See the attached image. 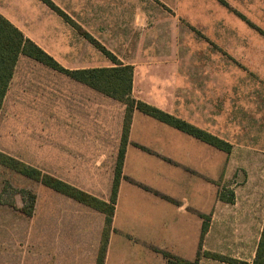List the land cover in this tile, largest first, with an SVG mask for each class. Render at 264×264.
<instances>
[{
  "label": "crops",
  "instance_id": "1",
  "mask_svg": "<svg viewBox=\"0 0 264 264\" xmlns=\"http://www.w3.org/2000/svg\"><path fill=\"white\" fill-rule=\"evenodd\" d=\"M51 1L75 20L72 13L78 4L76 0ZM242 7H250L253 13L256 8V14L261 7L259 12L264 17V0H79V26L116 61L79 34L99 54L103 64L84 60H79V64H62L65 58L59 55L69 52L67 35L74 34L76 28L42 0H0V14L65 69L132 66L131 96L135 100L187 121L232 146L231 152L226 153L135 110L124 177L130 179L126 168L132 148L172 149V159H166L178 165L188 163L198 179L209 185H220L214 196L210 188L198 191L196 187L200 183L194 184L190 198L180 190L170 194L171 197L162 193L164 197H160L171 200L173 207L132 190L139 192L138 196H129L125 208L139 210L141 222L134 224L118 217L123 193L121 182L105 264H166L156 248L193 261L199 251L205 216L209 229L202 242L203 252L218 253L247 264L255 259L264 227V60L262 64L254 61L250 65L243 63L241 67L240 63L235 64L232 68L236 69L235 77L229 76V65L224 63H193L182 72L180 62L175 61L178 49L175 44L167 48L157 45V39L165 35L178 38L181 19L187 21L189 33L194 37L197 33L204 38L233 37L241 35L239 30L243 29L264 35ZM227 17L239 24L240 29L229 26ZM23 57L17 62L0 116L18 78ZM121 104L123 114L126 106ZM149 118L155 121H148ZM121 130L116 146L121 143ZM230 180L233 181L230 190L234 193V202L228 204L219 199V192ZM113 181L114 172L107 187L110 190ZM180 185L178 183L177 187ZM79 188L100 197L82 184ZM102 200L108 201L109 196ZM152 205L163 208L159 215L152 213ZM147 216L150 223L145 220ZM104 220L101 217L99 231L95 234L97 251ZM199 264L229 263L202 256Z\"/></svg>",
  "mask_w": 264,
  "mask_h": 264
},
{
  "label": "rangeland",
  "instance_id": "2",
  "mask_svg": "<svg viewBox=\"0 0 264 264\" xmlns=\"http://www.w3.org/2000/svg\"><path fill=\"white\" fill-rule=\"evenodd\" d=\"M76 3L72 14L79 26V0ZM260 8L258 14L256 8L254 13L250 7L242 10L264 32ZM226 21L232 28L240 29L233 19L227 17ZM75 30L67 35L69 52L59 55L65 58L62 64H79V60L103 64L94 48L79 36L83 32ZM239 31L242 34L233 37L204 38L198 33L194 37L189 33L187 21L181 19L178 38L165 35L157 39V45L167 48L175 44L178 48L175 61L180 62L182 72L193 63H224L229 65V76L235 77L236 69H232L235 64L240 63L241 67L254 61L262 64L264 60V35L246 29ZM17 73L0 116V151L77 188L79 184L89 192L91 188L100 199L105 196L110 199L112 188L107 187L113 172L115 175L120 148L116 140L122 129L124 106L60 72L36 64L27 56L22 58ZM132 149L126 168L130 179L124 177L121 181L119 220L141 222L139 210L125 208L129 196H138L139 192L132 190L173 207L171 200H163L161 195L171 197L170 194L180 190L190 198L189 192L199 183L198 191L210 188L213 196L219 188L218 183L209 185L198 179L188 163L178 165L168 160L172 159V149ZM230 181L223 190H230L233 182ZM162 209L152 205V213L156 215ZM101 217L105 219L102 213L0 164V264H96L99 249L95 234ZM145 220L150 223V216Z\"/></svg>",
  "mask_w": 264,
  "mask_h": 264
},
{
  "label": "trees",
  "instance_id": "3",
  "mask_svg": "<svg viewBox=\"0 0 264 264\" xmlns=\"http://www.w3.org/2000/svg\"><path fill=\"white\" fill-rule=\"evenodd\" d=\"M55 12L61 15L71 25L78 28L83 35L95 44L108 57L115 60V57L108 52L101 44H99L89 33L85 32L78 26L63 10H61L51 0H42ZM21 56H27L36 62H39L57 72H60L72 80H75L105 96H108L116 101L123 103L126 106L124 120L122 125L121 143L118 151V156L115 166V175L112 186L111 197L108 201H104L88 192L81 190L65 181L56 177L44 174L40 170L30 167L25 163L0 151V164L2 166L13 169L19 174L40 182L47 188H50L68 198H71L93 210H96L105 215V227L102 232L101 245L99 247L96 264H105L108 252L110 234L112 232L113 219L117 205L119 188L123 176V166L125 161L126 149L129 143V135L135 110L150 116L164 124H167L174 129H177L189 136H192L206 144H209L221 151L230 153L232 146L223 139L208 133L187 121L177 118L163 110L151 106L143 101L135 100L131 94L133 89L134 69L132 66L118 67H100L82 70L65 69L52 56L47 54L32 40L25 35L9 20L0 14V113L3 108V103L9 89L10 83L14 77L17 62ZM221 190L219 199L225 203L231 204L234 202V193L229 190ZM205 221L202 227L201 240L199 251L195 260L183 259L169 251L155 249L166 260V264H199L200 258L207 257L229 264H247L245 262L223 256L218 253L202 251V242L208 232L209 224L208 217H204ZM252 264H264V227L261 233L255 259Z\"/></svg>",
  "mask_w": 264,
  "mask_h": 264
}]
</instances>
